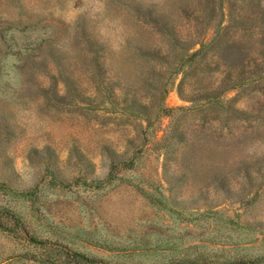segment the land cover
Instances as JSON below:
<instances>
[{
	"label": "rangeland",
	"instance_id": "obj_1",
	"mask_svg": "<svg viewBox=\"0 0 264 264\" xmlns=\"http://www.w3.org/2000/svg\"><path fill=\"white\" fill-rule=\"evenodd\" d=\"M264 264V0H0V264Z\"/></svg>",
	"mask_w": 264,
	"mask_h": 264
},
{
	"label": "trees",
	"instance_id": "obj_2",
	"mask_svg": "<svg viewBox=\"0 0 264 264\" xmlns=\"http://www.w3.org/2000/svg\"><path fill=\"white\" fill-rule=\"evenodd\" d=\"M79 260L82 261L83 263H86V264H89V262H90V261H89L88 259H86L85 257H80Z\"/></svg>",
	"mask_w": 264,
	"mask_h": 264
}]
</instances>
